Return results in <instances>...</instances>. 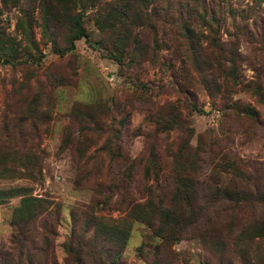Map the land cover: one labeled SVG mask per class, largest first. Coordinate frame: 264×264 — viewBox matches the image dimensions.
Wrapping results in <instances>:
<instances>
[{"label":"rangeland","instance_id":"1","mask_svg":"<svg viewBox=\"0 0 264 264\" xmlns=\"http://www.w3.org/2000/svg\"><path fill=\"white\" fill-rule=\"evenodd\" d=\"M175 1L188 2L171 0ZM80 2L71 12L81 14L86 36L75 39L74 48L66 51L71 35L66 26L58 25L48 29L50 34L42 35L36 8L27 9L24 0H0V133L4 117L8 118L7 125L16 126L8 133L12 155L19 159L30 153L36 159L32 177L0 178V189L26 187L31 195L47 199L49 209L56 207L58 214L54 222L50 220L54 235L50 236V254L46 252V256L57 264H73L61 249V243L70 234L72 217L77 219L76 228L87 213L127 220L128 208L145 201L150 185L160 195L166 194L163 198L166 200L172 185L171 153L185 135L189 150L202 151L197 170L201 189L205 190L210 179H222L217 170L211 169L210 162L223 155L251 178L240 181L251 188L254 183L264 191V103L259 102L251 89L242 88L252 82L264 88V26L260 28L264 2L201 0L206 14H212L213 35L220 41L236 38V49L242 58L238 66L239 84L227 90L228 84L224 85L218 77L220 89L213 95L203 88L199 75L190 67L186 44L176 37L177 24L169 23L170 17L160 16L159 4L151 1L144 7L149 25L127 26L111 11L114 0ZM22 9L31 14L30 32ZM243 21L248 33L238 35L232 22ZM110 23L115 26L112 30L106 27ZM191 27L198 42L204 45L206 28L198 20L191 21ZM125 35L126 52L134 51L136 55L131 61L125 54L119 65L109 53L118 55L117 39ZM133 36L140 49L133 48ZM154 40L158 43L156 51ZM177 41L182 47H175ZM36 80L43 92L38 111H45L48 116L32 123L28 119L19 121L27 107L20 98L34 90ZM227 94L228 98L224 96ZM230 101L253 107L259 113L258 120L232 110L227 105ZM191 102L202 112L188 110L186 106ZM166 104L180 114L187 125L186 134L177 129L154 132L152 116ZM150 145L154 147L159 169L155 179L153 172L144 171ZM229 179L236 181L237 177ZM18 201L19 197H12L0 204V251H10V214ZM202 206L210 228L230 222L228 231L234 234L236 229L264 214V208L257 205L244 208L207 202ZM129 221V236L120 253V264H148L150 257L138 254L136 247L147 240V235L150 240V229L142 222ZM39 224L37 219L32 230L36 246ZM225 227L224 224L222 235L228 239L233 234L229 235ZM191 229L179 240L167 243L165 254L172 264H254L264 247V238L240 244L232 236L220 253L210 244L212 233L202 245ZM83 236L89 239L90 231ZM83 250L88 253L82 256L85 262L93 264L88 256L92 253L89 247L84 244ZM35 251H32L34 258ZM39 253L45 255L43 251Z\"/></svg>","mask_w":264,"mask_h":264},{"label":"trees","instance_id":"2","mask_svg":"<svg viewBox=\"0 0 264 264\" xmlns=\"http://www.w3.org/2000/svg\"><path fill=\"white\" fill-rule=\"evenodd\" d=\"M80 1L24 0L27 9L28 7L32 10L36 8L39 12V26L42 35L46 33L50 34L48 29H53L58 25L66 26L69 32L71 31L70 37L67 38L68 46L65 48L66 51H71L74 48L73 41L75 39L86 36L82 26L81 14L78 11L71 12V8H75L76 5L81 3ZM151 1L152 3L159 4L158 7L160 9L158 12L161 13V17H170L171 21L169 23L174 21L177 24L176 37L181 38L183 43L185 42L186 44V60H188L190 67L199 75L203 88L209 94H217L220 89L217 82L218 77L222 78L224 85L228 84L227 90L239 84L238 66L242 58L236 49L234 41L236 38L220 41L213 35L215 27H212V25L214 26L212 14L210 12L206 14L201 0H188V2H171V0H114L110 8L127 26L134 23L149 25V16L144 7ZM261 1L264 2V0H257L258 3ZM22 11L26 16V19L24 18L26 29L30 32L31 24L29 21L31 14H29L28 10L22 9ZM193 20H198L207 30V34L205 33L204 35V45L198 42L197 33L191 27V21ZM261 21L260 28L264 26L263 19ZM110 24L106 27L112 30L115 26L113 23ZM232 27L238 35L248 33L246 21L232 22ZM100 29H103V27L101 26ZM50 40L53 41V38ZM126 40V35L122 39H117V56L109 53L119 65L122 64L121 60L125 54L128 60L131 61L134 60L136 55L134 51L130 53L126 52ZM131 40L133 48L140 49V46L136 44V37H131ZM175 47H182V43L177 41ZM153 49L155 51L158 49L156 40L153 42ZM53 50L62 55L58 49L53 48ZM178 58L182 63L184 62L180 56ZM252 83L250 85H243L242 88L245 90L251 89V92L258 98L259 102L264 103V88L256 82ZM26 84L28 85V82ZM27 85H22V88L27 87ZM35 85L33 91H27L20 98L27 107L24 115L19 117V121L28 119L32 123V121L36 122L37 120L46 119L48 116V113L45 111H38L40 106L38 103L42 101L40 92H43L41 91L39 81L36 80ZM227 90L226 93H228ZM224 96L228 98L229 94ZM48 98L50 99V97ZM227 105H230L232 110L243 113L248 119L258 120L259 118L258 111L253 107L248 105L239 106L231 101ZM227 107L229 108V106ZM186 108L191 111L202 112V109H199L193 102L188 104ZM73 110L76 112L77 108L74 107ZM7 119L4 117L3 133H0V178H30L32 177V164L36 162V159L30 153L23 154L22 158L19 159L12 155L13 152L10 151V145L8 144L11 137L8 133L14 131L16 126L14 123L8 126L6 123ZM151 122L154 124V132L161 131L167 133L172 129H177L184 134L187 132V125L180 117V114L174 112L171 105L168 104L160 108L152 116ZM187 140V135H185L183 140L173 147L169 173L172 185L166 200H163L164 195L166 198V194L160 195L161 193L157 192L150 185L147 187V198L145 201L134 203L128 208L126 214L127 220L105 219L98 214L87 213L76 228L77 219L72 217L70 234L61 243V249L73 264H87L82 257L88 254L83 250L84 244L89 247V252H92L88 256L92 259L93 264H120V253L129 236V219L142 222L150 229V240L147 235V240L142 241L136 247L138 254L147 256V259L150 257L148 264H172L171 259L165 254V248L168 246L167 243L179 240L183 236V233L186 230H190L191 227L192 235L202 245L207 243V235L212 233L214 237L210 244H212L214 250L220 253L223 252L226 243L232 236V240L240 244L264 238V214L260 219L248 222L236 229L235 234L228 231L232 226L231 223L225 222V229L229 235L233 234L228 239L222 235L224 224H218V227H209L208 217L205 218V214L202 211L205 209L202 203L236 204L244 208L257 205L264 208V191L254 183H252L251 188L244 181H240L243 178H251L249 175L243 174L237 168L234 161H231L229 158L225 159L223 155L218 156L215 162H210L211 169L217 170L218 175L222 179L205 181L206 188L205 190L201 189L199 187L197 170L202 151L199 148L189 150ZM148 153L149 156L148 160L146 159L144 171L146 173H149V171L153 172L155 179L159 169H157L156 153L153 145H150ZM16 167H22V170L16 169ZM128 169L129 163L126 171ZM239 175L241 176L239 177ZM235 176L237 177L236 181L229 179ZM12 197H19V201L12 208L10 214L9 225L12 230L10 236L11 246L10 251H0V264H57L52 257L46 256V252L50 254V236L54 235V228L50 220L53 219L54 222L58 214L56 207L54 210L49 209L47 199L31 195L27 192L26 187L0 189V204ZM37 219L40 220V230L37 231L40 234L39 245L36 246L32 240V230ZM198 225L199 227H196ZM88 231H90L91 236L85 240L83 233ZM34 250H36L34 254L35 258L32 255V251ZM39 251H43L45 255H42ZM38 255H40V259H36ZM254 264H264V247L262 252L258 254Z\"/></svg>","mask_w":264,"mask_h":264}]
</instances>
